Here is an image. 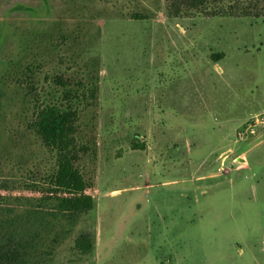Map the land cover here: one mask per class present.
Instances as JSON below:
<instances>
[{
  "label": "rangeland",
  "instance_id": "obj_1",
  "mask_svg": "<svg viewBox=\"0 0 264 264\" xmlns=\"http://www.w3.org/2000/svg\"><path fill=\"white\" fill-rule=\"evenodd\" d=\"M145 1H82L81 15L142 10L150 19L87 28L103 41L87 80L96 99L79 105V142L89 148L80 167L96 183V204L67 222L50 264H264V132L237 138L264 114V19L170 20L165 0ZM66 2L0 0V69L4 57L19 56L20 30L77 28ZM78 50L58 56L68 72L83 65ZM218 54L224 58L214 60ZM39 93L63 101L48 83ZM22 122L11 118L6 137L29 154L17 133ZM4 165L0 156L7 173ZM82 236L91 251L77 248Z\"/></svg>",
  "mask_w": 264,
  "mask_h": 264
},
{
  "label": "trees",
  "instance_id": "obj_2",
  "mask_svg": "<svg viewBox=\"0 0 264 264\" xmlns=\"http://www.w3.org/2000/svg\"><path fill=\"white\" fill-rule=\"evenodd\" d=\"M82 1L65 3L70 5L69 10H77L72 15L74 24L78 25L76 29L51 33L20 30L16 37L19 56L3 59L0 128L4 132H0V156L5 158L7 173L0 170V264H50L60 242L65 241L67 222L89 214L96 204V183L80 167L89 148L79 142L82 133L79 105L84 100L90 103L96 99L98 87L92 85L90 89L87 80L99 65L103 41L101 34H91L87 28L101 19L143 22L150 16L142 10L133 11L127 17L100 11L81 15L85 10ZM44 2L49 5V0ZM142 3L141 7L145 8ZM164 8L170 20L264 19V0H165ZM78 47L83 65L76 63L77 67L69 70L73 71L69 74L65 69L67 63L58 56L63 58L65 50L75 54ZM223 58L222 54L213 56L217 61ZM43 83H48L53 97L60 94L63 101L50 104L46 97L42 99L39 92ZM81 91L82 96L77 94ZM11 118L23 119L17 133L21 134L23 146L30 145L31 153H24L15 139L6 137L12 132L8 125ZM10 153L14 155L13 160ZM47 157L48 166L43 171L45 167L38 160L46 158L47 161ZM19 175L18 181L14 180ZM27 176L31 182L20 185L21 179ZM76 244L81 252L92 249L86 236L80 237Z\"/></svg>",
  "mask_w": 264,
  "mask_h": 264
},
{
  "label": "built area",
  "instance_id": "obj_3",
  "mask_svg": "<svg viewBox=\"0 0 264 264\" xmlns=\"http://www.w3.org/2000/svg\"><path fill=\"white\" fill-rule=\"evenodd\" d=\"M264 132V114L254 116L248 123L242 128L237 135L238 140H246L259 135Z\"/></svg>",
  "mask_w": 264,
  "mask_h": 264
}]
</instances>
